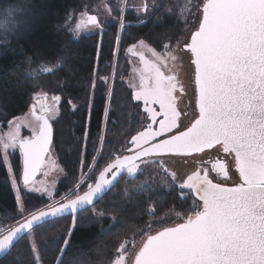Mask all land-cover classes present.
Masks as SVG:
<instances>
[{
    "label": "snow or ice",
    "instance_id": "1",
    "mask_svg": "<svg viewBox=\"0 0 264 264\" xmlns=\"http://www.w3.org/2000/svg\"><path fill=\"white\" fill-rule=\"evenodd\" d=\"M143 10L147 11V5ZM8 12L10 14L11 10ZM87 23L99 26L95 16H89ZM83 26L78 23L71 31L76 33ZM0 27L8 31L6 24ZM138 44L143 46L144 41ZM163 48L161 53L147 48L152 60L137 53L136 44L127 50L133 55L139 54L144 65L133 99L143 101L147 113L145 122L150 120L151 123L146 126L142 123L141 130L134 135L129 133L131 138L124 152L109 158L95 177L91 173L96 169L90 167L84 179L69 189L67 195L87 184L82 194L77 193L73 199L66 196L43 210L28 213L6 233L0 232V253L10 252L14 241L25 236L29 237L35 251L32 233L36 231L35 226L48 218L61 217L71 211L75 225L78 210L94 205L123 171L132 176L143 171L141 164L152 165L165 174L162 180L171 186L176 183L177 173L170 171V160L181 158L187 163L189 157L195 158L194 154L219 149L233 158L239 181L228 187L209 178L210 172L225 180L229 178V165L220 159L212 163L210 170L198 165L176 185L181 197L185 189L194 197L193 205L179 217L183 222L155 234L146 232L134 264H264V0H202L199 26L191 32L190 42L184 44L185 55L190 53V66L194 69L190 80L194 82L198 110L188 126L180 119L175 95L178 90L183 93L184 87L176 76L165 75L161 70L168 59L177 60L179 53L172 54L170 44ZM60 67L59 63L52 67L40 65L37 72H30L28 76L52 74ZM41 97L46 100L47 94L34 93L32 97L36 101L31 106L34 126L14 118L8 121L11 131L5 134L7 138L0 137L3 163L10 171L11 154L7 150H19L25 187L47 151L51 136L48 116L60 101L59 96H53L52 103L46 105L41 103ZM154 105H158V110ZM157 117L161 118L157 120ZM157 123L159 127H154ZM22 124L32 128L31 137H21ZM12 183L17 191V204L23 212L14 174ZM69 243L65 238L61 254ZM124 248L125 244L121 243L116 249L120 254L112 264H123Z\"/></svg>",
    "mask_w": 264,
    "mask_h": 264
},
{
    "label": "trees",
    "instance_id": "2",
    "mask_svg": "<svg viewBox=\"0 0 264 264\" xmlns=\"http://www.w3.org/2000/svg\"><path fill=\"white\" fill-rule=\"evenodd\" d=\"M99 1L0 0V24H6L8 29L5 32L0 27V122L24 113L37 90L61 97L51 145L67 172L58 185L60 192L68 191L78 182L81 161L84 171L97 154V169H101L109 158L121 153L120 147L131 137L129 133L135 134L142 125L140 103L134 101L131 89L117 74L106 111L108 84L101 77L110 74L117 22L109 24L101 33L85 34L78 39L72 38L64 27L69 13L81 12ZM169 1L172 2L161 0L160 7L145 18L137 16L131 8L125 9L126 25L120 34L117 66L126 48L138 40L155 43V39H163L166 33L174 37L180 34L176 14L175 20L155 23ZM57 63L61 67L52 74L28 76L30 72H37L40 65L52 67ZM89 100L91 105L87 107ZM19 154L18 151L11 157L16 173ZM142 180L140 171L132 176L122 173L97 203L76 213L75 225L71 214L36 226L32 233L35 251L25 236L0 258V264H60L61 259L62 264H111L119 245L150 220L166 212L183 216L193 205L194 197L187 189L183 197L175 184L152 189L144 186L141 191ZM81 188L86 189L87 184ZM36 197L35 193L23 194L29 211L43 206L41 199L31 203ZM16 204L0 156V216L15 215ZM65 238L70 243L61 254Z\"/></svg>",
    "mask_w": 264,
    "mask_h": 264
},
{
    "label": "rangeland",
    "instance_id": "3",
    "mask_svg": "<svg viewBox=\"0 0 264 264\" xmlns=\"http://www.w3.org/2000/svg\"><path fill=\"white\" fill-rule=\"evenodd\" d=\"M199 2H201V0H172L171 3L169 1L168 4L166 5V8L165 9L163 8L161 15L158 16L157 19L155 20V23H160L167 19L175 20L174 14H176L177 18L180 21L179 23V26H180L179 33L180 34L178 36L174 37L173 34L166 33L167 34L166 37H164L163 39H160V38L155 39V43L147 39H140L136 43H134L137 45V53H143L144 56L148 60L154 59L152 57V54L147 51L148 47L154 48L158 53H161L164 51L163 46L165 44H170V52L172 54H177V52L179 53L177 60L172 61L171 59H168L166 65L161 66V70L165 73V75L176 76L180 84L183 85L184 87L183 93H180L178 90L177 93L175 94L177 96V110L181 112L180 119L183 125H186L188 121L194 116V108H193L194 90H193V83L190 80V77L192 76V67L190 66L191 64L190 58H189L190 55L189 54L185 55L186 50L184 49V44L185 42H188L190 32L194 28L196 22L198 21V17L200 13L199 7L201 5V3L199 4ZM144 5H147V11L143 10ZM160 5H161V0H100L99 2H97V4L92 5L91 7L85 8L81 12L69 13L66 16L64 27L66 31L69 33V35L74 39H78L80 36L85 35V34H91L95 32L101 33L111 23L117 22L118 24L117 39H116L115 50H114L115 56H114L113 63L111 66L110 74L109 76L101 77V79L108 84L106 110L109 107L108 101H109L110 91L112 88L115 74H117L120 77V79L125 81L126 85L131 89L132 97H133V93L139 89L140 74H141V70L144 67V65L140 61L139 54L133 55L132 53H129L127 51L128 48L132 45L126 48L124 52V58L123 60H121L118 66L116 65V62H115L116 53L119 47L120 34H121V31L124 25H126L124 21V15L126 13L125 9L130 10L131 8L130 11H133L134 13L137 14V16L141 18H145V16L148 17L150 14H152L154 9L159 8ZM87 13L88 14L95 13L97 15L98 22H99L98 27L92 24L86 23ZM78 23H83L84 26L78 32L73 33L71 29H74ZM141 40L144 41L143 46L138 44V42ZM94 89H95V85H93L92 87L91 95L93 94ZM34 93H45V92L42 90H37ZM34 93L31 96L28 109L24 113L16 117H13L10 120H14V118H19L20 121L27 122L33 126L35 125V121L31 115V106L32 104L36 103V101L32 99ZM53 96L55 95L47 94L46 100L43 99V97H41V103H44L46 105L51 104ZM56 96H59V95H56ZM60 100H61V97H60ZM59 102H57L55 105V111L52 113H49V116H48V121L51 122L54 128V131H55L56 123L59 118V112H60L59 107H58ZM136 102L140 103L142 123H144L146 126V123H151V121L147 120L145 122V118L147 117V113L144 110L145 105L143 101H136ZM90 105H91V100L88 101L87 107H89ZM153 107H155L158 110V105H154ZM37 108L39 110V105H37ZM72 108L75 109L76 106L73 104ZM160 118L161 117H157V120H159ZM8 121L4 123L0 122V125H2V127H0V137L5 138V139L7 138L5 137V134L11 131V127L9 126ZM154 127H159L158 123L155 124ZM20 135L21 137H24V138L31 137L33 135L32 128L25 127L22 124L20 127ZM130 138L125 140L123 145L120 147L121 152H124L125 148L128 146V141L130 140ZM7 151L8 153L11 154L9 156V162L12 165V170L10 171L9 167L4 164L7 170L8 182L13 190L14 197L17 203V191L13 187V183H12V178L14 174L15 177L17 178V183L20 189V198L23 202L24 211L21 212L18 204H16L17 211L15 215L0 216V232H4L7 228L12 226L14 223L21 220L22 216H27L28 213L32 212V211H29V209L24 204L23 194L25 193H28V192L35 193L37 197L33 198L31 200V203L33 204L37 201V199H41L42 202L44 203L43 206L40 207L42 208L47 205L60 202L64 200L66 196L67 198L75 196L77 193H81L87 189L86 188L83 190L80 187L79 189H76V191H74L72 195H67L69 190L65 192L58 191V185L63 179L64 174L67 172L65 171V168L62 162L58 158V155L55 153L53 146H51L49 152L44 158L35 178L29 182V185L27 187H25V185L22 182V178H21V171H22L21 160H19L18 173L15 172V169L13 167L12 160H11L12 155L18 152L19 150L18 149L13 150L12 148H9ZM3 154H4V150L0 148V156H1L2 161H3ZM19 155L21 158V154ZM194 157L195 158L189 157L187 159V163H185L184 160L181 158L173 159L168 162V167L170 171H174L177 173V180H176L175 185L182 183L183 180L186 179L188 174H191L193 171H195L198 165L201 167H207L210 170V167L208 166V164L198 159V157L196 156ZM96 158H97V154L95 158L93 159V161L90 163V165L87 167V169L84 170L85 172L83 171L84 163L83 161H81V164L79 167L78 182L84 179V176L85 174L89 172L90 167H95L96 169L95 172L91 173L92 175H94V177L98 174L100 169H97ZM140 168L143 169V171H140L142 173V178H143L142 180L143 184L140 185L141 188L144 186H148V188L152 189L157 186L158 187L168 186L162 180V176H164L165 174L159 172V170L154 168L152 165L141 164ZM232 177L233 178L231 180V183H234L236 179L233 173H232ZM209 178L212 179L213 181H219V180H216V176L212 172H210ZM168 180H171V177H168ZM78 182L75 184V186L78 184ZM29 189H39V191H29ZM93 211L97 213L95 209H93ZM180 216L181 215L174 213V212H166L163 215H161L158 219L150 220L143 229H140L139 231H137L136 233L130 235L127 239H125L122 242L125 244V248L123 250L125 253L123 264H130L132 255L134 254L135 250L141 243L142 238L146 232L150 233L158 229L159 227L174 223L178 220H182L179 218ZM32 239H33V236H32ZM119 254L120 253L116 252L113 261L116 259V257Z\"/></svg>",
    "mask_w": 264,
    "mask_h": 264
},
{
    "label": "water",
    "instance_id": "4",
    "mask_svg": "<svg viewBox=\"0 0 264 264\" xmlns=\"http://www.w3.org/2000/svg\"><path fill=\"white\" fill-rule=\"evenodd\" d=\"M202 8V2H201V5H200V9ZM89 16H95L96 18H97V21H98V17H97V15L95 14V13H89V14H87L86 15V23H87V20H88V17ZM200 16V15H199ZM87 24H90V23H87ZM198 26H199V19H198V22H197V25H196V27L191 31V32H193V31H195L197 28H198ZM190 37H191V33H190V35H189V38H188V42H190ZM189 55H190V53H189ZM191 63V62H190ZM193 72H194V69L192 68V74H193ZM193 83V90H194V82H192ZM193 108H194V116L188 121V123L185 125V126H188L189 124H190V122L195 118V116H197L198 115V110H196V108H195V97L193 98ZM49 124H50V126H51V136H50V141H49V144L47 145V151L43 154V157H42V160H41V163L39 164V166H38V168L36 169V171H35V173H34V175L30 178V181H32L34 178H35V176L37 175V173H38V171H39V168H40V166H41V164H42V162H43V160H44V158L46 157V155H47V153L49 152V150H50V148H51V145H52V142H53V127H52V124H51V122L49 121ZM208 150H210V149H208ZM206 151V150H205ZM125 154H127V153H125ZM199 154H201V153H199ZM199 154H194V156H198ZM231 159H232V162H231V170L234 172V174H235V176H236V179H237V182L239 181V177H238V173H236V171H235V167H234V160H233V158L231 157ZM20 160H21V165H22V171H21V178H22V182H23V158H22V156H21V158H20ZM225 163H226V161H224ZM125 171H123V172H121V174L122 173H124ZM120 174V175H121ZM214 183H221V184H223L224 186H228V187H231V186H234L237 182H234V183H227V182H222V181H213ZM115 183V182H114ZM114 185V184H113ZM112 187V186H111ZM110 187V188H111ZM87 190V189H86ZM86 190H84V191H86ZM108 192V190H106L104 193H102L101 194V196L97 199V201L95 202V203H97L106 193ZM79 194H82V192L81 193H79ZM73 198H75V196H72V197H70V198H67V199H73ZM94 203V204H95ZM90 206H92V205H88V206H85V208H88V207H90ZM46 207V206H45ZM45 207H42V208H40L39 210H43ZM83 210V209H82ZM79 211H81V210H78V212ZM72 213H71V211H69V212H66V213H64L61 217H63V216H67V215H71ZM57 218H59V217H57ZM53 219H56V218H48L46 221H42L40 224H43V223H46V222H48V221H51V220H53ZM19 221H21V220H19ZM183 222V220H178V221H176V222H174V223H171V224H167V225H164V226H162V227H159L158 229H156V230H154V231H152V232H150V234H155V232L156 231H158V230H162L163 228H165V227H170V226H174V224L175 223H182ZM17 223V222H16ZM16 223H14L12 226H10V227H13V226H15L16 225ZM38 226V225H37ZM9 227V228H10ZM36 227V226H35ZM8 229V228H7ZM6 229V230H7ZM6 230L4 231L5 233H6ZM18 241V240H17ZM17 241H14V244H13V246L16 244V242ZM141 244H142V241H141V243L139 244V246L137 247V249L135 250V252H134V254L132 255V258H131V260H130V264H134V258H135V254H136V252H138V250H139V247L141 246ZM12 246V247H13ZM11 247V248H12ZM7 253H0V258L1 257H3L4 255H6Z\"/></svg>",
    "mask_w": 264,
    "mask_h": 264
},
{
    "label": "flooded vegetation",
    "instance_id": "5",
    "mask_svg": "<svg viewBox=\"0 0 264 264\" xmlns=\"http://www.w3.org/2000/svg\"><path fill=\"white\" fill-rule=\"evenodd\" d=\"M88 14V13H87ZM86 14V15H87ZM59 107V104H58ZM53 127V126H52ZM53 137H54V128H53ZM198 159L202 160L204 163L208 164V166L211 169V165L212 163L216 160V159H220L222 161H226V165H229V178L227 180L222 179L220 176H218L215 172H212L215 176H216V180L222 181V182H227V183H231L232 180V173L236 179V176L234 174V172L231 170V162L232 159L231 157L227 156V154H224L222 152V150L219 149H210V150H206L204 153L199 154ZM232 171V172H231ZM237 182V179L236 181Z\"/></svg>",
    "mask_w": 264,
    "mask_h": 264
}]
</instances>
